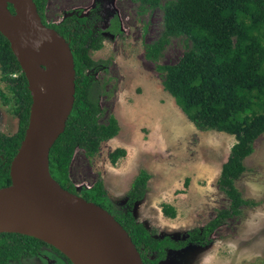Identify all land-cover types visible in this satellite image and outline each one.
Instances as JSON below:
<instances>
[{
  "label": "trees",
  "instance_id": "obj_1",
  "mask_svg": "<svg viewBox=\"0 0 264 264\" xmlns=\"http://www.w3.org/2000/svg\"><path fill=\"white\" fill-rule=\"evenodd\" d=\"M143 1L155 6L160 4V0ZM34 2L44 24L70 44L76 70L74 108L65 131L50 152L52 177L65 190L111 213L129 233L144 264H161L167 260L169 250L211 245L219 227L229 218L240 215L244 207L256 204L244 197L237 181L247 172L246 159L254 153L257 140L264 135V0L171 1L164 6L162 37L148 47L147 57L156 59L170 37L185 36L188 39L191 47L177 64L157 66L163 86L197 128L236 138L218 180L220 189L230 200L229 206L220 210L204 227L190 230L183 240L171 235L158 237L136 218L135 205L143 201L148 192L152 176L148 171L141 170L136 175L123 206L112 201L101 178L82 191L73 184L70 169L77 149H83L88 157L95 156L104 142L121 131L114 115L107 124H102L99 119L102 113L96 74L99 63L92 58L91 52L99 51L104 45L102 3L97 0L88 15L70 14L61 24H50L45 17L47 0ZM10 10L15 12L12 5ZM108 30L122 34L117 17L113 18ZM0 70L1 80L8 90L0 89V97L4 104L12 106L11 111L19 121L18 130L12 135L3 134L0 127L2 189L12 184L11 163L29 126L33 97L11 44L1 32ZM126 155L125 148H117L110 153V162L116 165ZM188 183L189 180L186 185ZM162 212L169 218L177 215L176 209L167 203L162 205ZM48 247L58 251L32 236L0 233V264L38 256Z\"/></svg>",
  "mask_w": 264,
  "mask_h": 264
},
{
  "label": "rangeland",
  "instance_id": "obj_2",
  "mask_svg": "<svg viewBox=\"0 0 264 264\" xmlns=\"http://www.w3.org/2000/svg\"><path fill=\"white\" fill-rule=\"evenodd\" d=\"M96 1L47 0L46 21L61 24L70 14L88 15ZM171 1L160 0L155 6L143 0H101L104 45L91 52L99 63V119L107 124L114 115L121 131L104 142L95 156L88 157L78 148L70 177L79 191L91 188L101 178L112 201L123 206L136 175L148 171L152 175L148 192L135 205L136 218L158 237L171 235L183 240L190 230L204 227L229 206L218 180L236 138L197 128L164 88L157 66L179 62L191 47L185 36L170 37L158 58L147 57L148 47L162 37L164 6ZM115 17L121 35L108 30ZM0 89L8 92L1 70ZM11 109L0 97V127L5 135L14 134L19 127ZM117 148H125L127 155L112 165L109 155ZM246 166L248 170L237 186L256 204L244 207L240 215L219 227L211 245L169 250L161 264H264V135L257 140ZM165 203L176 209L175 218L163 214ZM43 256L48 261L45 253ZM43 260L32 258L22 263L46 264Z\"/></svg>",
  "mask_w": 264,
  "mask_h": 264
},
{
  "label": "water",
  "instance_id": "obj_3",
  "mask_svg": "<svg viewBox=\"0 0 264 264\" xmlns=\"http://www.w3.org/2000/svg\"><path fill=\"white\" fill-rule=\"evenodd\" d=\"M0 32L10 42L33 97L29 126L11 163L12 184L0 189V233L40 239L73 264H144L111 213L65 190L50 173L51 149L75 104L70 44L44 24L34 0H0Z\"/></svg>",
  "mask_w": 264,
  "mask_h": 264
},
{
  "label": "flooded vegetation",
  "instance_id": "obj_4",
  "mask_svg": "<svg viewBox=\"0 0 264 264\" xmlns=\"http://www.w3.org/2000/svg\"><path fill=\"white\" fill-rule=\"evenodd\" d=\"M48 244V243H47ZM55 248V247H54ZM58 250V249H57ZM59 251V250H58ZM58 251H56L55 249L53 248H45L44 250H42V252L38 255V256H35V257H32V258H39L41 260H43L44 256H43V253H45L47 256V260L46 261L45 259L42 261V262H45L46 264H71L62 254H60ZM32 258H23V259H20L19 261H14L12 262V264H23L22 261L23 260H27V259H32ZM43 258V259H42Z\"/></svg>",
  "mask_w": 264,
  "mask_h": 264
},
{
  "label": "bare ground",
  "instance_id": "obj_5",
  "mask_svg": "<svg viewBox=\"0 0 264 264\" xmlns=\"http://www.w3.org/2000/svg\"><path fill=\"white\" fill-rule=\"evenodd\" d=\"M55 42H56V41H51L49 44H51V45H52V44H55Z\"/></svg>",
  "mask_w": 264,
  "mask_h": 264
},
{
  "label": "built area",
  "instance_id": "obj_6",
  "mask_svg": "<svg viewBox=\"0 0 264 264\" xmlns=\"http://www.w3.org/2000/svg\"><path fill=\"white\" fill-rule=\"evenodd\" d=\"M14 76H16V75H14Z\"/></svg>",
  "mask_w": 264,
  "mask_h": 264
}]
</instances>
